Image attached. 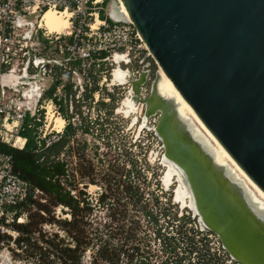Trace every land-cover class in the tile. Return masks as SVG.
<instances>
[{"label":"water","instance_id":"1","mask_svg":"<svg viewBox=\"0 0 264 264\" xmlns=\"http://www.w3.org/2000/svg\"><path fill=\"white\" fill-rule=\"evenodd\" d=\"M120 1L155 66L264 195V0ZM107 3L109 22H125L116 2ZM30 68L37 70L28 59L22 80L30 79ZM148 75L131 81L133 100L153 120L152 132L191 194L200 229L237 264H264V206L228 165L216 162L178 103L158 94V70L148 95L139 98Z\"/></svg>","mask_w":264,"mask_h":264},{"label":"rangeland","instance_id":"2","mask_svg":"<svg viewBox=\"0 0 264 264\" xmlns=\"http://www.w3.org/2000/svg\"><path fill=\"white\" fill-rule=\"evenodd\" d=\"M107 7V2L101 7L104 9V15L108 11ZM35 19L37 17L24 18L25 21L33 22ZM28 30L29 27H24L12 37L24 35ZM28 57L33 59L32 54L25 53L15 61L13 60L11 67L14 73L10 75L17 76V79L15 83L11 84L14 88L13 91L5 90L2 102L12 101L24 109L30 108L29 113L33 117V121L40 122V126L37 128L41 138L46 136V140H49L56 133L47 128V106L51 105V110L55 116L59 117L60 114L55 111L50 102L42 101L43 98L39 101L37 98L39 93L43 94V91L50 88L53 77L43 76L39 70L30 68L28 71L30 79L24 80L25 82L21 80V77L25 76L24 67ZM150 60L146 64L149 65V82L151 83L155 79L158 68L152 59ZM45 67L50 69L48 65ZM111 68L106 63L103 68H100L103 73L95 70L94 75L102 76L106 70ZM115 69L120 71L122 68L118 70L116 67ZM115 69L110 77L111 82L107 84L109 87H98L99 97L96 103H93L95 98H93V104L90 99H86V96L90 95L86 89L84 92L73 90L67 95L69 96L67 115L71 124L78 129L65 149H69L68 153L62 155L61 159L66 163L69 189L74 184L72 182L75 181L76 190L72 191L71 195L77 197L79 192H82L86 196L87 203L91 206V211H84V221L91 225L92 233L100 230L99 237L104 240L108 239L107 235L110 234V243L113 244L114 248L121 246V240L128 238L130 236L129 231L133 230L131 234L135 233L137 240L142 242L140 245L142 254L149 252V254L157 256V258H151L150 263H159L158 257L163 255L161 242L159 243L155 239L159 230L162 235L167 234V236L176 235L182 230L186 236L188 235L187 238L190 237L193 242H196L197 250L191 251L190 243L187 245L188 239H178L179 249L176 250L175 254L185 258L183 264L187 263L188 258L190 263H203L204 254L207 252L217 257L218 252H221L217 240L213 237H209V240L205 239V235L209 236V233L202 231L200 229L201 224L194 214L186 208H181V204L175 200V191L179 186L177 179H171L170 185L163 183L166 168L161 160L163 155L161 143L151 129L154 126L153 120L150 119L145 125L146 127L144 126L139 131L143 119V106L137 102L136 116L138 122L134 126H131V118H126L117 112L123 104L122 100L126 98L127 90L121 87L112 88V92L108 90L113 84V79H116L115 83H119V79L115 78L117 76ZM23 83H28V87L26 88ZM108 92L113 94L114 101L105 103L106 107L102 108L100 102L102 103L101 100L107 98ZM36 103L37 106L35 107ZM39 104L42 105L43 109H39L40 112L36 113ZM106 111H111V115H106ZM80 126L82 128L88 127V133H84L83 129L79 128ZM13 135L16 136L15 133ZM85 196H81V198H85ZM60 210L59 208L56 210V216L59 219L69 218L68 210L65 209V212ZM2 217L6 219L7 223H11V214L4 213L0 219ZM0 228L12 239L15 237V233L10 229L2 226ZM186 230L188 232H185ZM44 231L57 232L64 236L54 226L46 225ZM97 242L98 240L95 239L94 245L98 244ZM131 245L132 243L128 244V246ZM10 248H14V245L10 244L7 248L0 243V264H30L21 260L22 258L15 259ZM127 248L130 249L131 247ZM92 254L93 252L90 250L85 253L83 259L85 264L91 263ZM121 259L124 262L126 257ZM225 261L226 257L220 256L218 264H226ZM136 262L137 260L134 261V264ZM99 264L101 263L99 262Z\"/></svg>","mask_w":264,"mask_h":264},{"label":"built area","instance_id":"3","mask_svg":"<svg viewBox=\"0 0 264 264\" xmlns=\"http://www.w3.org/2000/svg\"><path fill=\"white\" fill-rule=\"evenodd\" d=\"M114 1L120 6L119 0ZM106 2L108 0H0L1 144L22 150L26 142V139L19 136L18 132L22 129L29 111L27 108L24 109L20 105H15L12 101L3 103L4 92L1 86L3 74L13 70L11 67L13 60L15 61V59L25 53L33 56V59L28 57L30 66L35 63L37 70L43 76L53 77V82H57L52 98L42 99V101L50 102L61 118L60 109L62 105H65L64 99H66L65 89L73 81V78L76 77L79 83V90H82V92L85 89L89 91L88 93L92 98L90 101L95 98L93 103H96L99 97L97 89L103 86L109 87L107 84L111 82L110 77L112 71L117 67V59L124 64V68L120 70V77L122 78L119 83L112 84L108 90L112 92V88L121 87L127 90L126 96H128L131 81H136L142 72L148 70L147 83L142 87L139 98L142 99L148 95L150 70L146 68V63L151 59V56L130 21L110 23L100 18L101 7ZM47 10H53L57 13L67 12L69 14V27L65 33L50 34L46 28L40 27L41 17ZM26 17H37L34 22L28 24L30 26L29 30H32L31 38L29 40L23 39L24 35L12 37L16 32L21 31L24 26L28 27V25L23 24ZM101 55H103L102 58L100 57ZM35 59L36 61L39 59L38 62ZM40 61L43 63H40ZM46 63H52L48 65L50 69L45 67L47 66L45 65ZM74 63L77 64L75 67H73ZM106 63L112 68L108 71L106 70V73L102 76L94 75L95 70L103 73L100 68H103ZM55 67H59L61 70L56 71ZM110 95L113 94L108 92L107 98L101 100L102 103H110ZM39 109H43L41 104H39V108H36V113L40 112ZM36 123L39 124V127L40 122ZM67 123L68 121L65 120L64 128ZM30 127H33V125ZM36 130L38 143L43 142L45 147L58 141L64 131V129L61 133L53 131L56 133L55 136L46 140V136L41 138L38 128ZM14 133L16 136L13 135ZM16 137L24 139V144L20 148L13 146ZM29 191L30 188L27 182L14 173L12 157L0 153V216L4 215L5 208L16 206L25 201ZM209 237L217 240L221 251L218 252V257H226V264H237L222 249L214 235L211 233H209V236L205 235V239L209 240Z\"/></svg>","mask_w":264,"mask_h":264},{"label":"trees","instance_id":"4","mask_svg":"<svg viewBox=\"0 0 264 264\" xmlns=\"http://www.w3.org/2000/svg\"><path fill=\"white\" fill-rule=\"evenodd\" d=\"M100 18L109 22L104 15V9L100 10ZM100 57L102 58L103 55ZM76 65L74 63L73 67ZM56 85L57 82L51 84L43 99L52 98ZM69 90L70 87L68 86L65 89V105H62V102L60 109L62 118L68 123L58 141L48 147H45L43 142L39 144L36 130L39 124L33 121L30 113H27L22 129L18 132L19 136L26 139L23 149H14L0 143V153L12 157L14 173L27 182L30 188L25 201L4 209L5 214H11V223H7L6 219L2 217L0 226L10 229L15 233V237L12 239L0 228V243L7 248L13 244L14 248H10L13 257L15 259L22 258L21 260L30 264H85L83 259L89 250L93 252L90 264H99V262L101 264H134L136 260L135 264H183L185 258L175 254L176 250L179 249L178 239H188L187 245L190 243L191 251L197 250V248L196 242H193L190 237L187 238L188 235L186 236L182 230L172 236L162 235L160 230L157 232L155 239L159 243L161 242L163 255L158 257L159 263H150L151 258H157V256L151 255L149 252L142 254L140 248L142 242L137 240L135 233L131 234L133 230L129 231L130 236L128 238L121 240V246L114 248L113 244L110 243V234L107 235L109 238L104 240L99 237L100 230L92 233L91 225L84 221V211H91V206L87 203L86 196L82 192H79L77 197L71 195V192L76 190L75 181L72 182L74 184L69 189L66 163L61 159L62 155L68 153L69 149H65L78 129L71 124L67 115ZM86 97V99H92L90 95ZM110 98L111 101H114L113 95H110ZM100 105L102 108L106 107L104 103L100 102ZM111 113V111H106L108 116ZM31 125L33 127H30ZM82 129L84 133L89 131L88 127ZM81 196H85V198H81ZM57 208L61 209V212H65V209L68 210L69 218L59 219L56 216ZM46 225L57 227L64 236L57 232L44 231ZM107 228L109 229V227ZM95 239L98 240V244L94 245ZM129 243L132 245L128 246ZM127 247L131 248L128 249ZM122 257H126L124 262ZM204 258L203 263L197 262V264L219 263V257L214 254L207 252L204 254ZM186 264L193 263H190L188 258Z\"/></svg>","mask_w":264,"mask_h":264},{"label":"bare ground","instance_id":"5","mask_svg":"<svg viewBox=\"0 0 264 264\" xmlns=\"http://www.w3.org/2000/svg\"><path fill=\"white\" fill-rule=\"evenodd\" d=\"M120 2L119 6V15H122L125 20L130 21L129 16L123 6V4ZM112 9H114L112 7ZM112 16L116 17V14L114 10H112ZM69 14L67 12L64 13H57L53 10H47L43 13L41 20H40V27L46 28L47 32L50 34H62L65 33L69 27L68 22ZM116 70V69H115ZM117 71V70H116ZM115 71V72H116ZM14 73V70L11 72L3 75V82L6 79H10V81L15 83V79H17V76H12L10 74ZM117 76H120V71H117L115 73ZM158 74H159V80L157 81V90L158 94L161 95L164 98H173L178 103V112L181 116L184 118H189V121H192V126L194 132L199 135L207 144L213 149L215 160L218 164L229 166L231 170L236 174V176L244 181V183L252 190L254 198L259 201L260 205L264 206V195L258 190V188L252 184V182L246 177V175L237 167V165L234 163V161L230 158V156L225 152V150L217 143V141L212 137V135L206 130V128L201 124V122L198 120L194 112L191 110V108L183 101V99L179 96L177 91L174 89L173 85L169 81V79L165 76V74L161 71L160 68H158ZM115 75V76H116ZM117 76L115 78H117ZM112 83H115V79H113ZM8 84V83H7ZM111 84V83H110ZM34 90V89H32ZM133 92L130 89V93L126 98L123 100L122 106L117 110L119 114L124 115L126 118H131V126H134L137 124V110L138 105L133 100ZM141 106V105H140ZM47 128L51 129L52 131H55L57 133H61L65 126V120L61 118L60 116L57 117L51 110V106L49 105L47 107ZM149 120H146L144 117L142 119V123H140L139 131L144 128L146 124H148ZM9 127V126H7ZM146 127V126H145ZM17 141V142H16ZM13 144V143H12ZM15 144V145H14ZM13 146L20 148L24 144V139L16 137L14 140ZM162 163L163 166L166 168L165 176L163 178L164 185L168 184L170 185V180L173 178H176L179 186L177 187L175 191V200L181 204V208H186L190 210L195 218H197L196 211L194 209L193 201L191 194L183 183V179L181 177L180 172L162 155ZM165 180V181H164ZM93 188L92 186H90ZM201 227H204L203 224L200 222Z\"/></svg>","mask_w":264,"mask_h":264},{"label":"crops","instance_id":"6","mask_svg":"<svg viewBox=\"0 0 264 264\" xmlns=\"http://www.w3.org/2000/svg\"><path fill=\"white\" fill-rule=\"evenodd\" d=\"M41 59V58H40ZM39 60V59H38ZM38 60L36 61V59H35V61L36 62H38ZM116 66H117V68H118V70L119 69H123L124 68V64L119 60V59H117V61H116ZM56 66V65H55ZM60 67V66H59ZM59 67H55V70L56 71H60L61 69L59 68ZM5 74H7V73H5ZM5 74H3V75H5ZM121 76V75H120ZM120 76H118L117 77V79H119V81H121V78L122 77H120ZM23 77V76H22ZM120 77V78H119ZM1 79L3 80V78L1 77ZM1 80V86H2V88H3V92H5V90L6 89H8L9 91H13L14 90V88L12 87V82L10 81V79H6L5 78V80H4V82ZM22 80V79H21ZM116 80V79H115ZM24 81V80H23ZM25 82V81H24ZM8 83V84H7ZM52 84V83H51ZM51 86V85H50ZM69 87H70V90H69V93L70 92H72L73 90L74 91H77V90H79V83H78V81H77V79H76V77H74L73 78V81L70 83V85H69Z\"/></svg>","mask_w":264,"mask_h":264},{"label":"flooded vegetation","instance_id":"7","mask_svg":"<svg viewBox=\"0 0 264 264\" xmlns=\"http://www.w3.org/2000/svg\"><path fill=\"white\" fill-rule=\"evenodd\" d=\"M32 22H33V21H25V20H24V23H23V24H26V25H28V24H31ZM28 27L30 28V26H29V25H28ZM15 80H16V79H15ZM48 90H49V88H48V89H46L45 91H43V94L39 93V94H38V98H37V99L40 101V100L43 98V96H44L45 92H46V91H48ZM38 100H37V101H38ZM37 103H38V102H37Z\"/></svg>","mask_w":264,"mask_h":264}]
</instances>
